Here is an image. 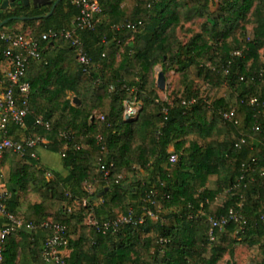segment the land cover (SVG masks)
<instances>
[{"label":"trees","instance_id":"16d2710c","mask_svg":"<svg viewBox=\"0 0 264 264\" xmlns=\"http://www.w3.org/2000/svg\"><path fill=\"white\" fill-rule=\"evenodd\" d=\"M4 1L0 65L8 46L4 32L23 33L14 29L22 23L40 38L69 29L80 14L76 0L37 8L17 0L12 9H3ZM101 7L95 28L78 31L94 64L90 73L63 38L42 42V58L29 64L27 130L11 125L10 135L45 138L39 148L59 154L67 174L38 167L33 159L14 165L11 183L32 185L41 196L28 206L24 222L40 225L51 218L66 225L69 264H218L226 254L234 257L241 243L258 246L263 259L257 264H264V117L258 114L264 104V0H102ZM130 22L143 25L135 33L126 28ZM184 24L199 26L188 31L193 35L186 43L178 35ZM158 65L165 74L175 69L184 76V90L172 103L159 100ZM196 78L212 88H233L234 105L200 97ZM0 81L5 88L1 70ZM135 95L142 107L126 118L123 102ZM254 98L259 105L251 104ZM233 110L226 120L223 115ZM232 208L245 216L244 229L231 221L210 241L209 217ZM122 216L133 222L117 231H99L87 221ZM44 236L40 229L12 233L2 264H48Z\"/></svg>","mask_w":264,"mask_h":264},{"label":"built area","instance_id":"2783aa9c","mask_svg":"<svg viewBox=\"0 0 264 264\" xmlns=\"http://www.w3.org/2000/svg\"><path fill=\"white\" fill-rule=\"evenodd\" d=\"M102 0H76L75 3L80 7V14L73 20L69 29L62 31L50 30L42 34L40 38H34L31 33L23 32L17 33L15 31L4 32L1 39L7 43V48L4 50V61L8 64L5 71L7 79V86L0 91V161L7 153H14L23 159H37V148L46 143L47 140L40 136L28 135L21 139H16L10 135V126H17L22 132L27 130L26 118L30 113V95L31 84L27 77V70L31 60H40L42 58V42H51L63 38L71 44L77 51L78 62L84 67L85 72L90 73L94 64L88 56L84 48V43L78 35L80 29L93 30L95 26L101 21L103 9L101 7ZM1 5V4H0ZM142 22L128 23L126 28L138 32L139 26ZM125 27V26H121ZM119 27V28H121ZM118 28V29H119ZM97 82H100L98 80ZM136 93L135 89L131 90ZM135 95L133 99L126 104L124 115L126 118L136 117L141 109V104ZM259 100L254 98L251 101L252 105H259ZM258 114L264 117V104L258 110ZM224 118L231 120L235 116V110L225 113ZM256 117V115H255ZM101 119H104L101 117ZM41 127L50 129L49 123H44L42 120L37 122ZM256 129L260 130V125H256ZM64 156V154H63ZM178 160L174 155L172 162ZM258 163L254 162V167ZM102 169H105L103 166ZM261 176L264 178V170H260ZM109 175V171L105 172ZM47 176L52 174L47 172ZM245 177L242 176L241 180ZM252 181L254 178L252 177ZM239 185L230 187V190L238 188ZM86 190L89 193L93 192V187L86 184ZM11 199V193L3 190L0 191V217L5 218V224L0 227V264L3 263L4 242L12 233L20 230L38 231L39 229L45 232L42 255L48 264H69L68 260L71 256L72 250L68 238V227L66 225L56 223L49 218L40 225L27 224L24 219L17 217L8 210V203ZM87 202H85L86 204ZM147 215L151 218H156L151 209L147 210ZM264 221V214L261 215ZM209 238L210 241L216 240V231L224 230L228 224L233 221L239 225V230H243L247 224V220L241 211L234 208L230 209L227 214L220 216H210L209 219ZM133 222L132 217H120L118 220H110L106 222H99L97 219L91 218L88 223L99 231L107 232L110 229L117 231V229L124 224ZM144 219L140 220L143 223Z\"/></svg>","mask_w":264,"mask_h":264},{"label":"rangeland","instance_id":"374dc122","mask_svg":"<svg viewBox=\"0 0 264 264\" xmlns=\"http://www.w3.org/2000/svg\"><path fill=\"white\" fill-rule=\"evenodd\" d=\"M214 7L215 6H213V8ZM197 29H199V26L197 27V26H191L189 24H184L182 25V29L179 30L178 33L179 38L182 40L183 43H186L193 35L192 32L189 33L188 31L190 30L195 31ZM118 57H120V53L118 54ZM162 70L163 69L161 65L155 67L156 79L158 78V75ZM165 76H166V88L164 90H161L157 87L159 93V100L172 103L173 100L175 98H178L184 90L185 87L184 76L181 72H178L175 69L167 72ZM156 86H157V81H156ZM195 88L197 89L199 96L208 100L210 103L214 102L219 98H225L233 106L236 101L234 97V95H236L235 90L228 86H223L220 88H212L208 86V84L203 79L196 78ZM136 97L138 99V102L142 106L141 100L139 99L138 96ZM128 101H129L128 99H125L123 102L124 112ZM192 137L195 138L196 136H192ZM170 151H173V148H170ZM52 160L53 162L57 163V161H59V158L53 155ZM140 175H142V172H140ZM214 181L215 178H211L209 182L210 187L214 186ZM154 220H156V218H154ZM77 236L78 234L74 235L75 238H77ZM262 259L263 256L258 246H250L248 244L241 243L236 246L234 257L231 258L229 254H226L218 264H257Z\"/></svg>","mask_w":264,"mask_h":264},{"label":"crops","instance_id":"0c3cea01","mask_svg":"<svg viewBox=\"0 0 264 264\" xmlns=\"http://www.w3.org/2000/svg\"><path fill=\"white\" fill-rule=\"evenodd\" d=\"M32 5V4H31ZM15 30H21L23 32L31 33L29 30H23V24L19 23L14 27ZM8 68V64L3 61L0 65V70L4 75ZM2 83L0 81V89H2ZM1 91V90H0ZM23 138V135H22ZM55 155L59 158V161L53 162L52 156ZM23 159L18 155L7 153L4 158L0 161V191L6 190L11 193V199L8 205L9 212L19 216L21 219L24 218L25 212L29 205L37 204L41 202L40 193L32 185L25 186L24 188L14 186L11 183V174L14 169V165L17 163L29 164L30 160ZM36 161L38 167H44L49 170H54L62 174H67V171L63 168L62 159L59 154L50 152L42 147L37 150ZM6 220L0 217V227L5 224Z\"/></svg>","mask_w":264,"mask_h":264},{"label":"water","instance_id":"95a60500","mask_svg":"<svg viewBox=\"0 0 264 264\" xmlns=\"http://www.w3.org/2000/svg\"><path fill=\"white\" fill-rule=\"evenodd\" d=\"M54 0H23V2L27 5H33V7L37 8V7H43V6H47V5H51L53 3ZM60 1V0H59ZM55 2L53 5V9L56 7V5L58 4V2ZM17 5V0H5L2 3V8L3 9H12ZM5 24V21L3 23L0 24V28ZM157 87L161 90H164L166 88V76L165 73L163 71H161L158 75L157 78ZM77 100V99H76Z\"/></svg>","mask_w":264,"mask_h":264}]
</instances>
